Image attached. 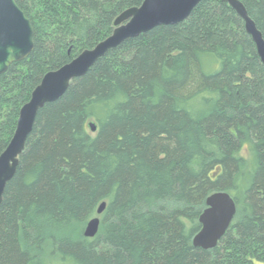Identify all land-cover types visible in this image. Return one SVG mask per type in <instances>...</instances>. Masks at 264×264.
<instances>
[{
	"label": "trees",
	"instance_id": "1",
	"mask_svg": "<svg viewBox=\"0 0 264 264\" xmlns=\"http://www.w3.org/2000/svg\"><path fill=\"white\" fill-rule=\"evenodd\" d=\"M14 1L34 48L0 76V155L43 76L144 0ZM238 1L264 38V0ZM218 192L233 198L234 220L214 249L194 248ZM254 263L264 264V68L227 2L202 0L184 22L107 52L39 110L0 204V264Z\"/></svg>",
	"mask_w": 264,
	"mask_h": 264
},
{
	"label": "water",
	"instance_id": "2",
	"mask_svg": "<svg viewBox=\"0 0 264 264\" xmlns=\"http://www.w3.org/2000/svg\"><path fill=\"white\" fill-rule=\"evenodd\" d=\"M202 0H144L139 7L125 10L113 23L112 34L93 49L79 54L70 63L48 72L31 93L18 115L15 132L8 146L0 155V204L5 187L16 173L19 157L23 153L26 140L36 116L46 104L59 100L70 83L85 74L107 52L122 43L138 38L142 34L161 26H175L184 22ZM244 24V31L255 46L257 57L264 68V38L255 23L248 16L238 0H225ZM33 28L31 22L19 9L14 0H0V76L12 64L26 60L33 51ZM91 133L95 126L89 124ZM106 207L100 204L99 217ZM236 215L233 198L225 192L214 193L205 201V209L198 219L199 232L192 238L194 248L212 250L223 238ZM93 218L87 223L83 236L91 239L98 233L100 220Z\"/></svg>",
	"mask_w": 264,
	"mask_h": 264
},
{
	"label": "rangeland",
	"instance_id": "3",
	"mask_svg": "<svg viewBox=\"0 0 264 264\" xmlns=\"http://www.w3.org/2000/svg\"><path fill=\"white\" fill-rule=\"evenodd\" d=\"M98 217V216H97ZM87 224H85L83 230H82V233L84 234V231H85V228H86ZM254 264H258V263H254Z\"/></svg>",
	"mask_w": 264,
	"mask_h": 264
},
{
	"label": "bare ground",
	"instance_id": "4",
	"mask_svg": "<svg viewBox=\"0 0 264 264\" xmlns=\"http://www.w3.org/2000/svg\"><path fill=\"white\" fill-rule=\"evenodd\" d=\"M205 209V208H204Z\"/></svg>",
	"mask_w": 264,
	"mask_h": 264
}]
</instances>
